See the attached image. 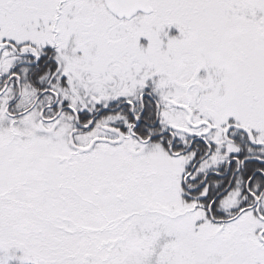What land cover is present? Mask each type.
<instances>
[{
	"label": "snow or ice",
	"instance_id": "snow-or-ice-1",
	"mask_svg": "<svg viewBox=\"0 0 264 264\" xmlns=\"http://www.w3.org/2000/svg\"><path fill=\"white\" fill-rule=\"evenodd\" d=\"M0 264H264V0H0Z\"/></svg>",
	"mask_w": 264,
	"mask_h": 264
}]
</instances>
